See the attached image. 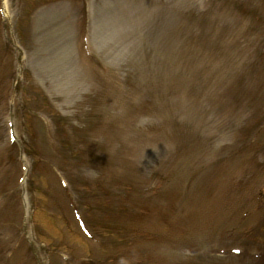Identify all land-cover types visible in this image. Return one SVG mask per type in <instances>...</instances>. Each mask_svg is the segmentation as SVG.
Wrapping results in <instances>:
<instances>
[{"label": "rangeland", "instance_id": "rangeland-1", "mask_svg": "<svg viewBox=\"0 0 264 264\" xmlns=\"http://www.w3.org/2000/svg\"><path fill=\"white\" fill-rule=\"evenodd\" d=\"M260 144L264 159V0H0V264L28 262L25 243L47 264L41 239L84 264H230L237 248L255 264L264 246L232 243L247 222L224 231L262 186ZM44 160L104 246L64 226Z\"/></svg>", "mask_w": 264, "mask_h": 264}]
</instances>
